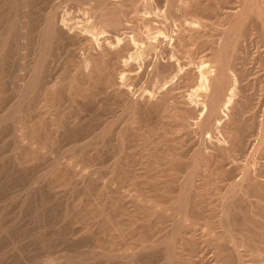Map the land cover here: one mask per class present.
I'll return each mask as SVG.
<instances>
[{"label":"rangeland","instance_id":"374dc122","mask_svg":"<svg viewBox=\"0 0 264 264\" xmlns=\"http://www.w3.org/2000/svg\"><path fill=\"white\" fill-rule=\"evenodd\" d=\"M240 1L218 0L219 3H216L217 0H182L179 3L183 7L190 5L191 10H195L196 4L202 6V8H198V6L196 11H204L205 8H208L205 10L208 12L214 9V4L220 5L219 12L221 14L217 16L218 18H214L213 15L204 11V14L208 16L207 19H204L206 22H199L193 17L190 18L189 14H184L182 10H177L176 14L174 13L176 19L174 17L169 22V19H163L161 16L165 0H154L153 3L158 4L161 11L157 12L159 15L157 13L147 15L155 16L151 18L153 19L151 24L159 26L160 28H157L167 36L162 37L160 34L159 37L163 39L159 47L156 48L157 50H149L147 48L149 40L145 39L146 32H144V47L139 58L142 63L138 58L136 60L128 59L129 61L126 60L125 63L117 62L118 64H116L115 62L114 67L113 65L108 67L107 71L111 72V75L108 74L107 78L109 82L111 81L112 87L107 93H97L104 78H95L96 80L92 79L89 82L82 76L75 77L71 82L66 79L62 86H57V89L51 91L54 94L49 92L48 96H45L48 101L46 99L44 101L43 91L37 92L36 99L31 100V105L35 103L37 109L29 104L32 112L25 107L23 113L25 145H17L15 149L11 124L6 122L3 124L5 126H1L0 225L7 231V234L0 235L1 240L4 239L0 240V264H37L43 253L63 258V255L69 254L77 248L82 250L89 248L88 250L92 249V252L97 254L94 256L95 259L92 258L91 262L93 263L90 262L91 264H166V262L170 264H224L231 260L230 264H237L235 255H233L235 253L233 250L231 253V247L227 245L226 240H223L226 242L225 246L222 245L223 252L221 254L214 253L217 251L211 239L219 233H224L226 227H230L232 232L236 233V237L238 236L236 246L245 264H264V190H237L233 195L234 202L224 206L222 201L225 193L229 191L226 190V183L233 179L239 180L245 169L252 170L253 173L254 167L256 168L264 161V154L261 156L258 150L250 151L251 148L246 145L247 147L242 151H233L228 157L225 156L227 159L225 157L221 159L220 156H217L218 147L220 145L227 146L228 143L222 141L220 132H218L219 127L217 124H213L212 127L204 128L198 123L205 113L201 103L204 94L197 87L199 70L201 67L208 69L213 64L211 53L221 41L222 32L230 24V19L226 14L233 7H238L240 10ZM263 1L261 0L264 5ZM184 16L188 17L185 22H183ZM245 16L247 18L241 17L243 22L240 21L243 27L239 24V28H242L239 30L243 36L242 47L240 46L238 53L242 56L248 76L242 82L236 83L237 89L235 90L241 93L239 88L245 84L244 88L248 89H244V93L254 95L253 102L260 99L262 104L256 109L257 116L255 118L257 121H261L264 119L262 109L264 106V33L261 36V21L256 15L247 14ZM156 27L154 30H157ZM181 28L183 30L186 28L185 35L190 36L192 33L194 37H190L192 39L187 45L189 50L180 47L182 51L177 50L173 57L171 54L173 40L171 38L174 39L175 35L172 34H175L177 30L179 32ZM172 30H175V33ZM168 32L169 35L171 34L170 36ZM180 48L177 47V49ZM27 50L24 51L28 54ZM78 51V55L81 56V51ZM51 54L54 57L50 59V62H53L51 65L55 73L54 78L71 61L66 58V53L59 43L53 47ZM11 57H7L4 61H7L6 64L3 62L0 67L2 68L0 69L2 71H0V115L5 114L8 107L15 102L13 91L17 81H15L16 76L18 79L19 75L25 74L23 69L22 71L17 69L19 65L17 57L15 59ZM110 57L113 58L112 55ZM156 61L162 65L166 62V64L170 62L173 64L174 70L169 74L170 77L164 81H159L160 79L156 77H153L154 81H152V78L149 77L151 66ZM70 68L68 67V70ZM91 82H94L95 87ZM197 91L199 92L197 93ZM34 100L35 102H33ZM41 102H45L46 105L42 106ZM127 102L134 104L133 107L127 106ZM159 105L160 107H158ZM157 107L162 108V111L165 110L163 114L167 113V116L164 115L163 118L162 111L159 109L158 112ZM47 108L50 113L46 115ZM42 111H45V115ZM179 112L180 114L187 113L188 127L185 125L181 127V124L178 125L174 121L177 120L175 117L174 120L168 117V114L177 117ZM201 112H203L202 115ZM225 112L222 111L221 115ZM50 114L51 116H49ZM53 122L55 123L53 124ZM106 127L107 129L103 130ZM101 131L108 132L100 134L93 148L91 146L82 149L75 146L83 143L86 139L93 138L98 133H103ZM252 137L255 138V136ZM252 137L251 139H254ZM120 139L122 141H119ZM148 139L149 141H147ZM146 142L149 143L146 144ZM225 142L226 144H224ZM198 146L204 150L205 160L208 164L206 162L207 165H205V160L201 158V162L202 159L204 160L202 162L204 167L198 171L200 173H196L194 189L180 190L178 184L183 182L188 172V164L196 155L195 150L199 148ZM73 147L77 148L73 150ZM57 158L63 162L59 166L53 167L47 176L41 178L39 180L41 184L37 183L38 185L35 184L34 188L29 190L33 197L36 195V199L31 200L30 195L26 201L30 206L25 203L26 206L28 205L27 207L24 205L25 211H20L17 198L21 194L20 192L23 193V186L29 180L44 173L50 163L52 164ZM11 160L12 162L15 160L14 164L11 163ZM148 164L151 166L145 168ZM71 165L74 167L73 169ZM220 165L221 168H219ZM243 166H247V168ZM243 168L245 169L243 170ZM166 172L169 176L170 172L175 174L171 175V177L173 176L171 178L166 175ZM164 174L167 179H163L165 178ZM144 176H147V179ZM145 179L147 181H144ZM150 180H156V184L159 183L158 188L155 186L156 184H153L155 188L152 187ZM164 180H168L167 183ZM20 183L21 185H19ZM162 184L166 186L162 188ZM33 192L36 194L34 195ZM89 197L92 199L91 201ZM139 201L144 205H141ZM89 211L90 214L94 212L91 215H95L93 220L96 221L93 224L91 221L87 227L80 228L82 226L77 218L79 216L84 219L88 218L91 216H87ZM176 214L188 215L185 219V227L189 228L176 229L175 219L171 216ZM226 216L227 219H225ZM81 219L80 221H82ZM220 220L227 221L224 223ZM172 228H175L172 236L175 241H178L173 250L175 252L171 250L172 254H168V250L165 249L161 241ZM179 230L185 235L183 240L180 239L182 234ZM117 232L118 234H116ZM211 235L212 237H210ZM5 238L7 239L5 240ZM185 238L188 240L191 238V242L186 240V243ZM10 243H13V248L12 245H9L10 249L7 250V245ZM188 243L192 245H188ZM230 254L231 257L228 258ZM188 257L189 261L186 260ZM226 257L229 260H226ZM223 259L226 261L224 262ZM79 263L83 264L84 262L79 260V262L65 264Z\"/></svg>","mask_w":264,"mask_h":264},{"label":"bare ground","instance_id":"6f19581e","mask_svg":"<svg viewBox=\"0 0 264 264\" xmlns=\"http://www.w3.org/2000/svg\"><path fill=\"white\" fill-rule=\"evenodd\" d=\"M153 1L154 0H0V67H2L3 62L6 60L7 57L12 56L11 58L15 59L17 57L16 59L19 60V65L17 64L18 65L17 69L19 71L20 70L22 71V69H23L25 72V74H23L24 73L23 72L22 73L23 75H21V76L19 75L18 79H16L17 76L15 75L16 76L15 81L17 80L15 82L14 91H13L15 94V97H14L15 102L10 107H8L9 109L7 110V112H4L5 114L0 115V129H1V126L3 124H5L6 122H9L12 126L14 149L17 145L18 146H21V144L25 145V143H24V140H25L24 127L25 126H24V116H23L24 114L23 113L25 111V107L29 108V110L31 109V107H30V105L32 103L31 100L36 99V96H37L36 93L37 92L39 93V91L40 92L43 91L42 96H43V99L45 101V99L47 100V97L45 98V96H48L49 92L57 89V86H60V85L62 86V83L66 79L71 82V80H73L75 77L78 78L77 76H79V77L82 76V77H85L86 79H88L89 82L92 79L96 80L97 78L98 79L104 78V81H102V86L101 87L99 86L100 90L98 91L96 89V91H98L97 93H100V92L101 93H107L108 90L112 87V85L110 83L111 81L109 82L108 81L109 79L107 78L109 75H111V72L109 73L107 71L108 67L110 68L111 65H113V67H114L115 62H116V64H118L117 62L125 63L126 60L129 61L128 59L136 60L138 58V60H139V58L142 55V49L144 47L143 46V41H144L143 33L144 32H146L145 33V39L149 40V42L147 44V48L149 50H155L156 48L159 47L160 42L163 39V38L161 39L159 37L160 34L162 37L163 36L166 37L167 35H165L161 29H160L161 31L158 29V28H160L159 26H157L158 27L157 28L156 26H153V24H151V20H153L151 18L154 15L152 17L147 15L150 13L155 14V13L161 11L158 4L153 3ZM180 1H182V0H165L166 3H165L164 8H163L164 10L162 9V12H161V16H163V19L164 18L169 19V22H171L174 17L176 19L175 11L182 10L184 12V14H186V13L189 14L190 18L193 17L194 19H197V21H199V22L200 21L206 22V21H204V19L208 16L205 15L204 13L206 12L205 10H207L208 8H205V10H204L205 12L203 10L196 11L198 8H202V6H200L199 4H196V8L198 6L199 7L197 9L194 8L195 10H193V9L191 10V7L188 3L187 4L189 6L184 5L185 7H183V5L179 3ZM240 2H241V6H240L241 9L240 10L238 9V7H233L226 14L228 16V18L230 19L229 20L230 24H229V27L222 32L223 37H222L221 41L218 43L217 47H215V50L213 51V53H211L212 57H213V59H212L213 64H211V67L208 69H203L202 67L200 70L198 69L199 70V75H198L199 80H198V86L197 87L199 88L198 90H200L201 93L204 94V95H202L200 93L202 96H204L203 99L201 98V100H202L201 103L203 106L202 108L205 111L203 117L201 116V120L198 123L200 124L201 127H204V128L212 127L213 124L214 125L217 124V126L219 127L218 132H220L222 141L223 142L226 141L228 143L227 146H221L220 145L218 147L219 153H217V156H220L221 159H223V157H225V156L228 157V155L229 154L231 155V152H233V151L234 152L235 151H242L247 146H249L251 148L250 151L258 150L259 153L261 154V156L264 154V152H263L264 151V119H261V121H259V120L257 121L256 120L257 118H255L257 116L256 115V112H257L256 109L259 108V106H261L262 103H260V99L257 102H253V96L254 95L252 96V95H249L247 93L246 94L244 93L245 84L241 85V86L239 85L240 86L239 92H241V93H238L237 90H235V89H237L236 83L242 82L248 76V72L246 71V69L244 67L242 56H240V54L238 53V51L240 50L239 48L241 46V43H242L241 40H242V36H243L239 30L241 28V27L239 28V24L241 26L243 25V24H241L243 22V20H241L242 19L241 17H243L245 19V17H246L245 15H247V14L248 15L249 14L250 15L251 14L256 15L261 21L260 25L262 27L260 29L262 31L261 32V36H262L264 33V5L261 2V0H241ZM216 3H219L218 0ZM219 6L220 5L214 4V7H213L214 9H212L211 11H208L206 13L211 15V16L213 15L214 18H216L217 16H220L221 13L219 12L220 11ZM194 7H195V5H194ZM183 12H182V14H183ZM210 12H211V14H210ZM157 15H159V14L157 13ZM187 18L188 17L184 16L183 22H185ZM163 19H161L162 22H164ZM240 21H241V23H240ZM133 22H137V23H133ZM132 24H137V25H132ZM168 26H169V24H168ZM155 27L157 28V30H154ZM180 27H181V25H180ZM142 29H144V30H142ZM163 29H166V28H163ZM180 30L182 31L183 29L182 28L179 29V32H177L178 31L177 30L176 33H175V30H172V32L174 31L173 33H175V34H172V35H175V38H174L175 40L173 39V37L171 38V40H173L172 50H171L172 55L177 50L182 51V49H187V45H188L190 39H192L194 37L192 35V33L190 35V33L188 32L190 35V36H188V34L185 35L186 33L184 30L182 32ZM168 35H169V32H168ZM191 36H192V38H190ZM219 40H220V38H219ZM58 43L60 44L61 48L63 47V50L66 53V58H68V60L71 62H70V64L65 65L64 68L59 71L57 76L53 78V75L55 73L53 72V70H52L53 68L51 65L53 62L51 63L50 59L54 58V57H52L53 55L51 54V52H52L53 47L56 46V44L58 45ZM178 46H179V48L180 47H183V48L177 49ZM26 49H28L27 51H29L28 54L25 53V51H24ZM77 49L81 51V53H82L81 56L78 55L79 51ZM54 50H55V48H54ZM187 50H189V49H187ZM77 51H78V53H77ZM10 52H12V54H10ZM111 55L113 56V58L115 60L110 57ZM209 56H211V55H209ZM173 57H174V55H173ZM6 62H4V63L6 64ZM166 63H163V65H162V64H160V62L156 61L152 64V66H151L152 69L150 70L151 73L149 75L150 79L152 78L151 79L152 81H154L153 77L160 79L159 81H162V80L164 81L167 77H170L169 74L172 72V70H174L173 64L171 62L168 64H166ZM147 66H149V65H147ZM3 67H5V66L3 65ZM68 67H71V68L68 70ZM0 69H2V68H0ZM18 70H17V72H19ZM71 70H73V72H71ZM82 80H84V79H82ZM66 82H68V81H66ZM94 82L93 83L91 82L92 85H94ZM47 84H49V85L47 86ZM67 85H68V83H67ZM42 87H43V89L41 90ZM94 87H95V85H94ZM68 88H70V86H68ZM71 88H73V87H71ZM247 89H245V90H247ZM263 91H264V87H263ZM198 92L199 91H197V93ZM236 93H237V95H236ZM35 94H36V96H35ZM51 94H54V93L51 92ZM55 95H56V93H55ZM92 97H93V95H92ZM261 97H262V95H261ZM38 98H40V97L38 96ZM192 99H194V98H192ZM33 102H35V100ZM163 102H164V100L162 101V103ZM261 102H263V101H261ZM43 103L41 102L42 106H45L46 103L45 102H43ZM128 105L133 107L134 104L127 102V106ZM263 105H264V103H263ZM163 106H165V105H163ZM33 107H35V103H34ZM158 107H160V105ZM262 107H263L262 109H263V116H264V106H262ZM166 108H168V107H166ZM166 108H164V109H166ZM159 109L161 110L162 108H158V112H159ZM30 111L32 112V110H30ZM156 111H157V109H156ZM163 111H165V110H163ZM163 111H162V114H163ZM222 111L223 112L226 111V112L223 115H221ZM33 112H35V111H33ZM42 112H44V115H45V111H42ZM184 112L181 114L179 112V115H177L178 118L176 116H170L169 114H168V117L172 118V120H174V117H175V119H177V120H174V121H176L178 125L181 124V127L184 125L187 126L188 125V120H187L188 115H187V113H184ZM203 112H201V115L203 114ZM47 113H50L48 108L46 109V115H47ZM51 114L49 116H51ZM63 114H64V112H63ZM164 115L165 114H163V118H164ZM165 116H167V113ZM44 117H46V116H44ZM223 117H225V118L222 119ZM29 119H30V117H29ZM37 120H39V119H37ZM161 120H163V119H161ZM43 122H45V121H43ZM54 123L55 122H53V124ZM56 124H57V122H56ZM3 126H5V125H3ZM28 128H30V127H28ZM184 128H186V127H184ZM106 129H107V127L104 128L103 130H106ZM101 132H103V133H98L95 136H93V138L88 139V140L86 139L83 143L81 142V144H76V145L74 144V145L77 147H80L82 149L87 148V147H91V146H92L91 148H93V146H95L97 140L99 139L100 134H104V132L107 133L108 131L107 132L101 131ZM105 135H107V134H105ZM252 136H255V138ZM251 137L254 139H251ZM117 138H119V136ZM101 140H103V139H101ZM119 141H122V140L120 139ZM147 141H149V139ZM226 142L224 144H226ZM147 143H149V142H146V144ZM158 144H159V142H158ZM120 146L122 147L121 144H120ZM198 147L199 148L197 150H195L196 155L193 157V159H191V162L188 164V172H187L183 182L178 184L179 185L178 187L181 188L180 190H192V189H194V187H195L194 186V182H195L194 178L196 176V173L201 169V167H204V164H202V162L205 160L204 150L202 149V147H200V146H198ZM70 148L72 149V147H70ZM74 148L75 147H73V150H74ZM263 157H264V155H263ZM201 158L204 159V160L202 159V162H201ZM61 160H62V157H61ZM199 160H200V162H199ZM14 161L12 162V160H11V163L14 164ZM62 162L60 161L59 158L55 159L53 161V163L52 164L50 163V165L47 167V169L44 170L45 171L44 173H41V175H38L37 177L29 180L28 183L26 182L27 183L26 185H24L25 183L23 184L24 186L22 185L23 186L22 190H24V191H23V193L20 192L21 194L19 193L20 195L17 198V199H19L18 201H19V210L20 211L24 210L29 205L28 203H26V201L29 199V197L31 195V192L29 190H32L34 188L33 186L35 184H37V183L41 184L39 182V180L41 178H44L45 176H47V174L49 172H51V170H53L52 169L53 167L59 166V164H61ZM206 162L207 161L205 160V165L208 164V162H207V164H206ZM70 163H72V162H70ZM66 164H68V163H66ZM149 165L151 166V164H148L147 166H145V165H143V166H145V168H146ZM66 166H68V165H66ZM152 166L154 167V165H152ZM13 167H14V165H13ZM61 167H64V166L62 165ZM243 167L247 168V166H243ZM71 168L73 169L74 167L71 165ZM219 168H221V165ZM244 169L245 168H243V170ZM14 170H15V168H14ZM155 172H156V170H155ZM0 173H2V170H0ZM6 173L8 174L7 171H6ZM72 173H73V171H72ZM198 173H200V172H198ZM174 174L172 172H170V176H169L168 172H166V175H168L169 177H171V175H174ZM2 175H5V174H2ZM166 175L164 176L165 178H163V179H167ZM147 176H144V177L146 178ZM150 176H151V174H150ZM1 178H2V176H1ZM29 178H31V177H29ZM152 178H153V176H152ZM171 178H173V176ZM263 178H264V161L261 162L260 164H258V166L256 168L254 167L253 173H252V170L249 171L248 169L247 170L245 169L243 171V173L241 174L239 180L235 181V179H233L231 181H228L226 183L227 184L226 190H229V191H227V193H225V195L223 196V199H222L223 203L225 204L224 206H227L228 204H230V202H234L233 201V195H235L234 193L237 190H247V191L248 190H264V179ZM71 179H69V180H71ZM146 179L144 181H147ZM154 179H157V177L156 178L154 177ZM206 179H207V177H206ZM170 180L172 181L173 179H170ZM170 180H169V182H171ZM228 180H230V178H228ZM150 181H152V180H150ZM164 181H165V183H167L168 180H164ZM152 182H155V183H152ZM152 182H150V184H152V187H154L153 184H156V180L155 181L153 180ZM169 182H168V185H169ZM165 183L163 182V184H165ZM19 185H21V183ZM158 185H159V183H158ZM158 185L156 184L155 186L157 187ZM165 186L163 185V187L162 186L161 187L164 188ZM149 187H151V186L149 185ZM165 189L167 190L169 188H165ZM33 194H34V192H33ZM17 196H18V194H17ZM31 197L32 198H30V199L32 200L36 197V195L34 197H33V195H31ZM37 197H39V196H37ZM106 197H107V195H106ZM138 198H140V197H138ZM91 200L92 199L90 198V201ZM25 203L28 205L26 206ZM139 203H141V201H139ZM24 205L26 206L25 208H23ZM141 205H144V204L141 203ZM65 206H67V205H65ZM222 206H223V204H222ZM176 210H178V209H176ZM157 212H158V210H157ZM92 213H94V212H92ZM91 214L89 211V214L88 215L86 214V215L89 216ZM184 215L185 214L171 215L172 218L175 219L174 223H176V229L182 228V227H183V229L189 228L187 226H186L187 228L185 227V219L188 215L187 216H184ZM224 217H222V218L224 219ZM79 218L81 219L83 217L79 216ZM79 218H77V219L79 221V224L81 223L80 226H82L80 228H83V227L85 228V226L87 227V224L89 222L92 221L91 223L93 224L96 221V220L95 221L93 220V218L95 219V215L94 216L91 215L85 219L83 218V219H81L82 221H80ZM77 219H75V220H77ZM225 219H227V216ZM220 221L225 223L227 220H225V221L220 220ZM224 223H222V224H224ZM119 229H121V228H119ZM183 229H180V230H183ZM180 230H179V232H180ZM6 232L7 231L5 229H3V227L0 225V235L3 234L5 236ZM174 232H175V228L174 229L172 228L165 235L164 239L161 241L163 246H165V249L168 250L167 251L168 254L169 253L172 254V251L175 249L174 247L176 245V242L178 241L177 239H176L177 241H175V238H173V236H172ZM116 234H118V232ZM177 234H178V232H177ZM181 234L182 235H180V239L183 240V237H185V235H183V232ZM235 234L232 232V229L230 227L229 228L226 227L224 233H221V234L219 233L218 235H215L214 238L211 239V241H213V243L215 244L214 245L212 243L214 245V247L216 248V251L218 253L217 252H214V253L221 254L223 252L222 249L224 247L222 245L224 243H226V242H223V240L224 241L226 240L227 245L231 247L230 248L231 253H232V250L235 253L233 255H235L236 263L237 264H245L241 258L242 256H241L240 251L237 249L236 243H237V237L238 236L236 237ZM175 235H176V233H175ZM121 237H122V235H121ZM210 237H212V235ZM249 237H250V235H249ZM6 239L7 238H5V240ZM0 240H1V238H0ZM2 240H4V239H2ZM184 240L189 241L186 238ZM187 241H186V243H187ZM209 241H210V238H209ZM190 242H191V240H190ZM228 242L230 245L228 244ZM42 243H44V242H42ZM12 244L13 243L8 244L7 245L8 248H6V249L9 250L10 249L9 245L11 246ZM189 244L190 243H188V245ZM190 245H192V244H190ZM225 245L226 244H224V246ZM228 246H227V249H228ZM11 247L13 248V245ZM88 249L82 250V249L77 248V249L73 250V252L66 254V255H63V258H61V257L58 258V257H55L53 255H49L48 253H43V255H41V256L39 255L40 257H39V261L37 264H65L67 262H75V261L79 262V260L84 262L83 264H89L92 261V258L95 259L94 256L96 253H94V251L92 252V249L91 250H88ZM190 249H191V247L189 248V250ZM173 252H175V251H173ZM111 255H113V254H111ZM217 256L219 257V255H217ZM35 257H37V256H35ZM167 257H170V256H167ZM230 257H231V254L229 255L228 258H230ZM26 258L28 259L27 256H26ZM132 259H133V257H132ZM186 260L189 261V257ZM186 260H185V262H186ZM226 260H229V259H227V257H226ZM226 260L223 259L224 262ZM91 263H93V262H91ZM167 263L170 264L169 262H166V264ZM228 263L229 264L232 263V260H231V262L227 261L224 264H228Z\"/></svg>","mask_w":264,"mask_h":264}]
</instances>
